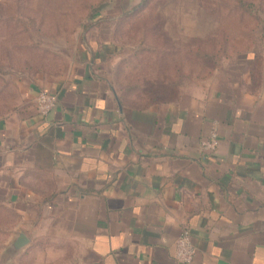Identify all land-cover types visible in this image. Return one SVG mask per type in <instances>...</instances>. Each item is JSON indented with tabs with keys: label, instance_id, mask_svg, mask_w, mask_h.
I'll return each instance as SVG.
<instances>
[{
	"label": "crops",
	"instance_id": "crops-1",
	"mask_svg": "<svg viewBox=\"0 0 264 264\" xmlns=\"http://www.w3.org/2000/svg\"><path fill=\"white\" fill-rule=\"evenodd\" d=\"M114 46L29 82L57 98L45 118L32 104L0 119V190L25 210L14 234L56 244L64 264H176L187 230L190 264H264V65L147 85Z\"/></svg>",
	"mask_w": 264,
	"mask_h": 264
},
{
	"label": "rangeland",
	"instance_id": "rangeland-1",
	"mask_svg": "<svg viewBox=\"0 0 264 264\" xmlns=\"http://www.w3.org/2000/svg\"><path fill=\"white\" fill-rule=\"evenodd\" d=\"M241 3L252 5L261 22L241 13L238 0H0V119L35 103L28 86L33 78L63 75L73 56L102 40L114 43L131 72L144 70L147 85L167 80L179 88L196 86L239 70L236 60L248 56L258 73L264 65V0ZM7 198L1 189L6 207L25 212ZM20 220L0 210V264L66 263L56 244L11 253Z\"/></svg>",
	"mask_w": 264,
	"mask_h": 264
},
{
	"label": "built area",
	"instance_id": "built-area-1",
	"mask_svg": "<svg viewBox=\"0 0 264 264\" xmlns=\"http://www.w3.org/2000/svg\"><path fill=\"white\" fill-rule=\"evenodd\" d=\"M57 98L53 94L40 92L35 98L36 114L40 118H45L56 106ZM216 130L210 132L206 140L201 141L200 149L204 153L216 151L218 147ZM195 250L190 240V234L183 230L174 244V259L176 264H190L194 258Z\"/></svg>",
	"mask_w": 264,
	"mask_h": 264
},
{
	"label": "trees",
	"instance_id": "trees-1",
	"mask_svg": "<svg viewBox=\"0 0 264 264\" xmlns=\"http://www.w3.org/2000/svg\"><path fill=\"white\" fill-rule=\"evenodd\" d=\"M238 2H239V6H240L239 7V10H240L241 13H243L244 15L249 16V17L252 16L251 18H253L256 22H261L260 18L257 16L256 11H254V13H253V11H250L249 10L252 7V5H250V4L249 5H245L244 3H241L242 0H238ZM147 50H150V48H147ZM141 51L142 50H140L139 52H141ZM147 97L153 98V97L148 96V95H147ZM2 209L5 210V211H8L9 210V213H10L11 218L13 220H15V221L18 220L19 214L17 213V211L10 210L11 208L6 207L5 204H4V202L0 201V210H2ZM41 244H43L42 241H40V240H34V245L33 246L35 247V246L41 245Z\"/></svg>",
	"mask_w": 264,
	"mask_h": 264
},
{
	"label": "water",
	"instance_id": "water-1",
	"mask_svg": "<svg viewBox=\"0 0 264 264\" xmlns=\"http://www.w3.org/2000/svg\"><path fill=\"white\" fill-rule=\"evenodd\" d=\"M30 246V240L22 233L16 232L14 234L13 240L9 246V251L13 254H18L24 251Z\"/></svg>",
	"mask_w": 264,
	"mask_h": 264
}]
</instances>
